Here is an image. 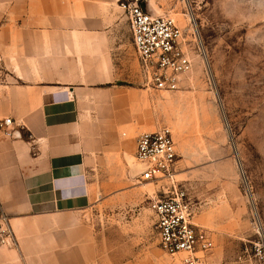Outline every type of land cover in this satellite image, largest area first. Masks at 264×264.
<instances>
[{
	"label": "crops",
	"instance_id": "crops-1",
	"mask_svg": "<svg viewBox=\"0 0 264 264\" xmlns=\"http://www.w3.org/2000/svg\"><path fill=\"white\" fill-rule=\"evenodd\" d=\"M121 1L0 0V120H13L0 128V217L15 237L0 264H168L150 208L164 190L135 178L137 138L163 127L165 98ZM168 1L141 4L165 14ZM187 194L215 244L197 264H226L231 222Z\"/></svg>",
	"mask_w": 264,
	"mask_h": 264
},
{
	"label": "rangeland",
	"instance_id": "rangeland-1",
	"mask_svg": "<svg viewBox=\"0 0 264 264\" xmlns=\"http://www.w3.org/2000/svg\"><path fill=\"white\" fill-rule=\"evenodd\" d=\"M167 4L193 60L180 88L163 92V127L178 151L176 181L213 197L219 216L231 222L221 248L226 264H264L255 250L264 243V0ZM135 178L152 191L169 184L139 172ZM166 255L168 264H184V254Z\"/></svg>",
	"mask_w": 264,
	"mask_h": 264
},
{
	"label": "built area",
	"instance_id": "built-area-1",
	"mask_svg": "<svg viewBox=\"0 0 264 264\" xmlns=\"http://www.w3.org/2000/svg\"><path fill=\"white\" fill-rule=\"evenodd\" d=\"M120 8L126 15L141 70L158 91L174 92L182 77L192 71L193 60L188 54L184 29L169 14L146 11L141 0H122ZM11 118L0 120V128L9 129ZM135 158L145 181L165 179L168 187L164 197L150 200L157 218L160 248L168 255L184 254V264H197V252H209L215 244L202 229L192 224L193 210L187 191L176 181L178 152L171 130L143 132L137 138ZM15 244L14 233L5 216L0 217V246ZM256 254L264 260V243L256 244Z\"/></svg>",
	"mask_w": 264,
	"mask_h": 264
}]
</instances>
